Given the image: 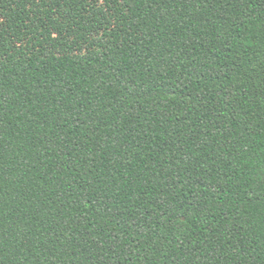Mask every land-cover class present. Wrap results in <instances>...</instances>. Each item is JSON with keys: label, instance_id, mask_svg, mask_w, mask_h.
Instances as JSON below:
<instances>
[{"label": "trees", "instance_id": "trees-1", "mask_svg": "<svg viewBox=\"0 0 264 264\" xmlns=\"http://www.w3.org/2000/svg\"><path fill=\"white\" fill-rule=\"evenodd\" d=\"M0 264H264V0H0Z\"/></svg>", "mask_w": 264, "mask_h": 264}]
</instances>
